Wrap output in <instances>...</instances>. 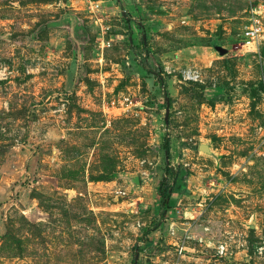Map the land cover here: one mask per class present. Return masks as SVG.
Segmentation results:
<instances>
[{"label": "rangeland", "instance_id": "1", "mask_svg": "<svg viewBox=\"0 0 264 264\" xmlns=\"http://www.w3.org/2000/svg\"><path fill=\"white\" fill-rule=\"evenodd\" d=\"M263 66L264 0H0V264H264Z\"/></svg>", "mask_w": 264, "mask_h": 264}, {"label": "trees", "instance_id": "2", "mask_svg": "<svg viewBox=\"0 0 264 264\" xmlns=\"http://www.w3.org/2000/svg\"><path fill=\"white\" fill-rule=\"evenodd\" d=\"M141 45L143 47V51L145 54H148V50H147V45H146V41L144 38L141 39ZM139 72L140 74L144 77L146 76L148 73L147 70H143L142 68H139ZM159 80V84L161 83V89L158 90L159 93V101L162 103V105H165V95L167 92L166 87L163 85V82L160 80V78H158ZM162 148H163V152H164V158L165 161L167 162V160L169 159V148H170V143L169 140L167 138H164L163 143H162ZM168 166V164L166 163V167ZM183 172H177L174 176V181H173V185L172 186H168V185H160L159 186V195L161 197V200L159 201V206L161 207L162 211H165L166 214L168 212L169 209H172L173 205L170 204L171 201V197L173 193L179 194L181 191H185V185H184V175L182 174ZM177 175V176H176ZM177 177V178H175ZM168 196V199H167ZM131 264H136L135 259H133L131 261Z\"/></svg>", "mask_w": 264, "mask_h": 264}, {"label": "built area", "instance_id": "3", "mask_svg": "<svg viewBox=\"0 0 264 264\" xmlns=\"http://www.w3.org/2000/svg\"><path fill=\"white\" fill-rule=\"evenodd\" d=\"M260 11H256L258 15H260ZM258 20L256 18H253L250 25L247 27V30L244 32V39H245V45L246 47H254L256 46L257 39L260 34L261 28L257 24ZM8 76V72L4 68L0 69V80L6 79ZM182 78L186 81L190 82H197L200 80V74L197 70L188 68L182 71ZM225 251V247L223 245L218 246L217 253L222 255Z\"/></svg>", "mask_w": 264, "mask_h": 264}, {"label": "water", "instance_id": "4", "mask_svg": "<svg viewBox=\"0 0 264 264\" xmlns=\"http://www.w3.org/2000/svg\"><path fill=\"white\" fill-rule=\"evenodd\" d=\"M216 50L218 51V53L221 56L226 54V50L221 48V47H216ZM262 73H263V82H264V66L262 67ZM168 113H169L168 107H166V109H165V119H164L165 123H167V120H168ZM199 150L201 152H203V153L210 154L209 149L205 145H200L199 146ZM134 182L137 184V180L134 181ZM167 199H168V196H167ZM164 214H165V211H164L163 215ZM250 227H252V226H250ZM135 261H136V258H135Z\"/></svg>", "mask_w": 264, "mask_h": 264}, {"label": "crops", "instance_id": "5", "mask_svg": "<svg viewBox=\"0 0 264 264\" xmlns=\"http://www.w3.org/2000/svg\"><path fill=\"white\" fill-rule=\"evenodd\" d=\"M159 200H156L154 203H153V212L155 211H159L160 213H162V209L161 207L159 206ZM172 210V209H171Z\"/></svg>", "mask_w": 264, "mask_h": 264}, {"label": "bare ground", "instance_id": "6", "mask_svg": "<svg viewBox=\"0 0 264 264\" xmlns=\"http://www.w3.org/2000/svg\"><path fill=\"white\" fill-rule=\"evenodd\" d=\"M187 216V215H186Z\"/></svg>", "mask_w": 264, "mask_h": 264}]
</instances>
